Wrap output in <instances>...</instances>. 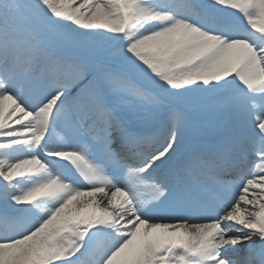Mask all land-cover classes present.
Returning <instances> with one entry per match:
<instances>
[{"label": "snow or ice", "instance_id": "snow-or-ice-1", "mask_svg": "<svg viewBox=\"0 0 264 264\" xmlns=\"http://www.w3.org/2000/svg\"><path fill=\"white\" fill-rule=\"evenodd\" d=\"M0 264H264V0H0Z\"/></svg>", "mask_w": 264, "mask_h": 264}, {"label": "bare ground", "instance_id": "bare-ground-1", "mask_svg": "<svg viewBox=\"0 0 264 264\" xmlns=\"http://www.w3.org/2000/svg\"><path fill=\"white\" fill-rule=\"evenodd\" d=\"M205 120H207V121L210 123V118H208V117H205Z\"/></svg>", "mask_w": 264, "mask_h": 264}]
</instances>
